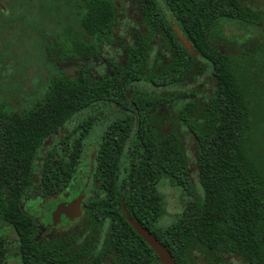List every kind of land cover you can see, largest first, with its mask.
Instances as JSON below:
<instances>
[{"label":"trees","instance_id":"16d2710c","mask_svg":"<svg viewBox=\"0 0 264 264\" xmlns=\"http://www.w3.org/2000/svg\"><path fill=\"white\" fill-rule=\"evenodd\" d=\"M24 3L61 27L64 53L40 99L0 108V224L24 235L26 264H103L106 254L108 264H162L122 202L175 264H264V0ZM111 104L124 115L96 126L84 217L35 243L40 202L84 185L83 164L91 174L86 141ZM166 184L180 210L164 224ZM59 248L67 253L44 252Z\"/></svg>","mask_w":264,"mask_h":264},{"label":"flooded vegetation","instance_id":"af4514ba","mask_svg":"<svg viewBox=\"0 0 264 264\" xmlns=\"http://www.w3.org/2000/svg\"><path fill=\"white\" fill-rule=\"evenodd\" d=\"M132 2L133 1H131V4H132ZM26 5H28V4L24 3L23 6H20L19 0H0V34L3 33V31H5L6 22L12 23L15 21V19H17L19 21L20 20H22L24 22L27 21L26 23H28V24L30 23L31 19H27L26 17L30 16V15H35L34 14L35 11L31 9L33 11V14H30L29 12H32V11L30 10V8H27ZM13 6H17V8H13ZM32 20H34V19H32ZM36 23L40 24L39 26H37V29L40 30V32H38V37H40L39 39L41 40L38 47H40L42 49V51L45 52L46 58L48 57L47 59L45 58V61L51 63V66L54 64L51 67L52 69L46 70V72H44V76H48L49 80H50L52 75H54L56 71H59V69H61L62 64H63L61 57L64 53L62 51V46L58 44V42L61 43L62 39H63L60 35L61 27H59V28L54 27L52 25V23H50L47 19H44L43 21L37 20ZM45 29H48V30L51 29L50 35L52 37H55L54 39L57 38V41L46 42L47 38H46ZM19 40H20V38H19ZM24 42H25V40H24ZM56 50L58 51V53H56ZM105 54H108V53H105ZM100 64H102V68L105 67L104 63H100ZM46 82H45V85H46ZM46 89H45V91H46ZM2 98H7V97H2ZM30 104H28L24 107L18 106L15 108L14 106H8L7 104L0 103V108L7 110V111H16V110H20V109H24L26 107H29ZM112 107L115 108L116 113H119V115L116 117H120V116L124 115L123 112H121V110L118 107H116L115 105H113V104L104 105L101 107L104 109L102 110V113L99 115L100 119L94 127H96L98 125L99 126L104 125L103 128H105L111 123V121L114 118H116V117L112 118L108 124L103 123L102 119H104L106 112H110ZM96 137H97V135H96ZM88 139H89V137H88ZM88 139L86 142H88ZM98 141H99V138L97 137L96 142L94 144L90 145V146H92V150H91L92 153H90L91 154L90 160L92 162L91 163V174L86 175L85 172L87 171V169H85V170H83V168L80 169L81 175L79 176L78 181H80V183H81L83 181L82 180L83 175H85L84 179L86 180V183L84 185H81L79 183L69 185L61 194L54 195V196L47 198V199H44L40 202L41 207H42L40 214H41V218H42L43 232L37 233V234H35V236L32 237L34 239L35 238L39 239V242L36 241L35 243L42 244V245H44L45 243H53L55 241V239H58L59 237L65 235L66 230H68L70 227H72L73 225L78 223L80 221V219H82V217H84L85 210H86L85 201L87 200V198H89V197L92 198V196H93V193H92L93 192V186L91 185V180H92V172L95 169V166L93 163L96 159V154H97L96 148H97ZM88 157H89V155H88ZM80 196L82 199L81 200V214L78 216L75 215L74 217H71V216H73L72 212L70 215H68L66 213H62L59 217V221L54 224L53 223L54 222L53 221V212L57 209V206L61 203H66V204L71 203L72 201L78 199ZM104 229L107 230V224H104ZM88 235L89 234H87V236ZM22 236H24V235H20L19 233L14 232L13 227L9 223H1L0 224V264H26V262H27V258H26V254H25L26 252H24L22 250V247H21L22 241L20 240V238ZM93 237L95 238V240L91 241V245H94L95 247L99 248L101 246V243L103 240V235L100 233H97ZM44 252H53L56 254L67 253V251L63 250L62 248L53 249L51 251L44 250ZM61 258H62V256L59 258V260H61ZM53 259L56 260V257ZM75 261H76V259H75ZM109 261H110L109 255L108 254L104 255V258L102 261L103 264H108Z\"/></svg>","mask_w":264,"mask_h":264},{"label":"rangeland","instance_id":"374dc122","mask_svg":"<svg viewBox=\"0 0 264 264\" xmlns=\"http://www.w3.org/2000/svg\"><path fill=\"white\" fill-rule=\"evenodd\" d=\"M29 13L33 14V11ZM38 17L35 15L27 16V19H31L29 24L26 23L27 21L17 19L12 23L6 22L5 31L0 34V103L15 108L18 106L24 107L37 101L45 92V82L49 80V77L44 76V72L52 69L51 67L54 64L51 66V63L45 61V52L38 47L41 41L38 37L40 30L37 29L40 24L36 23ZM50 30L45 29L46 42L57 41V38L54 39L55 37L50 35ZM56 53H58L57 50ZM108 54L110 53L108 52ZM70 62L75 63L76 60L71 59ZM68 67V69H65L66 73H73L75 65ZM98 69H101V66ZM118 115L119 113H116L115 108L112 107L110 112H106L104 119H102L103 123L108 124L112 118ZM75 121L73 120L70 125ZM103 127L104 125L99 126V129ZM97 130L96 127L90 133L88 145L96 142V135L99 133V130ZM90 153H92L91 150L88 151L87 158ZM86 168L87 165L83 164V170ZM84 178L85 175H83L82 180ZM161 189L165 194L167 212L170 214L162 220L164 224H167L172 219L171 214L180 210L179 192L169 184L162 186ZM230 260L232 264H245L236 257H231Z\"/></svg>","mask_w":264,"mask_h":264},{"label":"water","instance_id":"95a60500","mask_svg":"<svg viewBox=\"0 0 264 264\" xmlns=\"http://www.w3.org/2000/svg\"><path fill=\"white\" fill-rule=\"evenodd\" d=\"M178 35L181 41L184 43V45L191 51L195 52V49L193 48L191 42L186 39L183 34L178 29ZM81 196L72 201L71 203H61L57 206V209L53 212V223H57L59 221V217L62 213H66L68 215L73 213L74 217L75 215L78 216L81 214ZM122 208L125 212L126 219L128 222L135 228L137 233L141 235L144 240L151 246V248L154 250V252L158 255L159 260L162 264H175L174 257L172 256L169 249L166 247L164 243H162L148 228L143 226L140 222H138L135 218L132 217L130 212L128 211L126 205L124 202H122Z\"/></svg>","mask_w":264,"mask_h":264}]
</instances>
